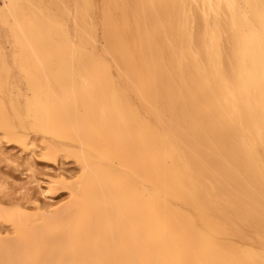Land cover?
I'll use <instances>...</instances> for the list:
<instances>
[{"label":"bare ground","instance_id":"bare-ground-1","mask_svg":"<svg viewBox=\"0 0 264 264\" xmlns=\"http://www.w3.org/2000/svg\"><path fill=\"white\" fill-rule=\"evenodd\" d=\"M0 27V132L80 165L59 209H0V264H264V0H6Z\"/></svg>","mask_w":264,"mask_h":264},{"label":"rangeland","instance_id":"rangeland-1","mask_svg":"<svg viewBox=\"0 0 264 264\" xmlns=\"http://www.w3.org/2000/svg\"><path fill=\"white\" fill-rule=\"evenodd\" d=\"M5 2L6 0H0V8ZM7 38V32L0 27V47L2 52L10 57L9 55L14 52V45ZM96 45L100 48L101 41L98 40ZM8 61L10 62L9 59ZM13 72L15 74V71ZM17 82L19 91L25 93L24 82L21 79H17ZM26 138V145H22L8 141L0 132V209L6 213L20 211L32 217L42 209L55 211L66 204L69 199L67 185L78 178L80 165L74 158L64 153L53 159H46L44 154L47 143L41 134L28 132ZM41 206V210L38 211ZM12 230L10 224L0 221V238L11 237Z\"/></svg>","mask_w":264,"mask_h":264}]
</instances>
